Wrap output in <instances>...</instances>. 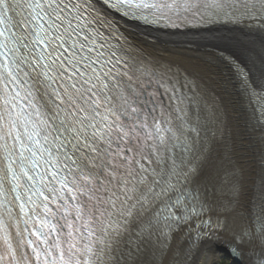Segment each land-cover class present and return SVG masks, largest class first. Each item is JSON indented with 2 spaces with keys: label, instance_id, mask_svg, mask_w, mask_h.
Wrapping results in <instances>:
<instances>
[{
  "label": "snow or ice",
  "instance_id": "obj_1",
  "mask_svg": "<svg viewBox=\"0 0 264 264\" xmlns=\"http://www.w3.org/2000/svg\"><path fill=\"white\" fill-rule=\"evenodd\" d=\"M256 157L168 37L215 39ZM264 264V0H0V264Z\"/></svg>",
  "mask_w": 264,
  "mask_h": 264
},
{
  "label": "bare ground",
  "instance_id": "obj_2",
  "mask_svg": "<svg viewBox=\"0 0 264 264\" xmlns=\"http://www.w3.org/2000/svg\"><path fill=\"white\" fill-rule=\"evenodd\" d=\"M170 41H179V46L169 45L174 53H180V59L190 71H193L207 88L214 91L224 102L227 112L226 141L232 146L237 160L251 165L257 155L256 145L252 143L254 134L249 130L247 112L242 98L229 83L228 73L220 60L219 53L227 50L223 45H231L238 49L235 38L226 30L217 33L215 39H203L199 36L168 37ZM230 256L223 246L206 245L202 247L197 264H217L221 256ZM234 264V261H233Z\"/></svg>",
  "mask_w": 264,
  "mask_h": 264
},
{
  "label": "rangeland",
  "instance_id": "obj_3",
  "mask_svg": "<svg viewBox=\"0 0 264 264\" xmlns=\"http://www.w3.org/2000/svg\"><path fill=\"white\" fill-rule=\"evenodd\" d=\"M223 49L227 50L229 53H238L239 49H236L235 47L231 45H223ZM233 264V260L231 256L223 255L221 258L218 259L217 264H227V263Z\"/></svg>",
  "mask_w": 264,
  "mask_h": 264
},
{
  "label": "trees",
  "instance_id": "obj_4",
  "mask_svg": "<svg viewBox=\"0 0 264 264\" xmlns=\"http://www.w3.org/2000/svg\"><path fill=\"white\" fill-rule=\"evenodd\" d=\"M227 264H231V263L228 262Z\"/></svg>",
  "mask_w": 264,
  "mask_h": 264
},
{
  "label": "water",
  "instance_id": "obj_5",
  "mask_svg": "<svg viewBox=\"0 0 264 264\" xmlns=\"http://www.w3.org/2000/svg\"><path fill=\"white\" fill-rule=\"evenodd\" d=\"M232 260H233V258H232Z\"/></svg>",
  "mask_w": 264,
  "mask_h": 264
}]
</instances>
